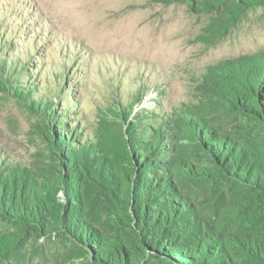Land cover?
Segmentation results:
<instances>
[{
  "label": "rangeland",
  "instance_id": "rangeland-1",
  "mask_svg": "<svg viewBox=\"0 0 264 264\" xmlns=\"http://www.w3.org/2000/svg\"><path fill=\"white\" fill-rule=\"evenodd\" d=\"M172 1L0 0V264H96L83 234L129 264H175L157 241L259 264L229 240L264 229V192L221 164L264 171V0Z\"/></svg>",
  "mask_w": 264,
  "mask_h": 264
},
{
  "label": "trees",
  "instance_id": "trees-1",
  "mask_svg": "<svg viewBox=\"0 0 264 264\" xmlns=\"http://www.w3.org/2000/svg\"><path fill=\"white\" fill-rule=\"evenodd\" d=\"M172 2H176V1H172ZM257 84L261 83L260 79H257ZM258 105L259 101L257 102ZM247 109H249L250 111L248 112H253L254 114L257 115L259 120H263V115L259 113L258 109L259 106L253 107L252 104H249L246 106ZM141 143V142H140ZM139 142H137L136 144H140ZM163 144V143H162ZM161 144V146H162ZM140 146V145H138ZM137 149V148H136ZM233 151H228V155L229 158L231 159H227L225 162H223V164H221V168H223V170L225 171V174L227 176L228 179H231L232 181H234L236 184L238 185H242L245 186L247 185V183H251V186H253L254 188H257L261 191L264 192V171H261V169H255V171L258 173L257 177L255 178V176L253 175L254 172L252 170H250V168H245L243 169L244 165H242V158L240 156L234 155ZM91 162H85L83 161V168L86 171H89L92 169V166L90 165ZM149 164L153 165L155 164L154 161H149ZM161 165V163H158ZM154 171V170H153ZM90 173V172H89ZM217 173V171L211 170L209 171V173H207V175L213 176ZM217 176H221V172L217 175ZM78 187H82L83 186V180L82 178H79L78 180ZM152 182H154L152 180ZM72 187V185H71ZM144 194V193H143ZM73 196L76 195L75 193L72 194ZM165 201H167L165 199ZM159 209V208H158ZM38 213H39V209H37ZM79 214L81 215V213L83 212V207L81 206L80 203V210H79ZM47 212V209H45L44 213ZM140 212L139 210L137 211V213ZM29 213V212H27ZM164 212L162 210L159 211L157 217L155 219H148L147 223L146 220L144 218H141L140 220L144 221L146 223V227L148 229L152 228L155 229L157 225V222L164 217ZM40 218V217H39ZM72 218H76V216H73ZM23 220H28V221H32L34 219V216L32 214H30V217H28L27 215H25L24 217H22ZM76 222H78V218H76L75 220H73L71 222L72 227L73 224ZM43 224V220L42 218L39 219V223L37 222L36 225H38V228H42V231H44L42 226ZM88 233V232H87ZM170 235H168V238H166L168 240V242H170V238H171V233L169 232ZM86 236V237H85ZM91 236H89L90 238ZM91 239V238H90ZM190 240L193 241V238H191ZM229 240V239H228ZM85 242V244L89 245V248H91L90 250H92L93 252H97L96 255H94V263L96 264H129V261L126 260L124 262L123 260V254L125 252H123V250H121L118 247H105V251H102L101 249H96L97 245L95 246V243H93V239L91 240L92 245H90L88 239H87V234H83V240H81V242ZM147 241V240H146ZM192 244V242H189ZM94 244V245H93ZM149 246L154 249V244L152 242L148 243ZM185 244H187V242H185ZM229 246L234 247V249H236L237 251H243V253L241 254V256L244 259H247L249 261H252L254 263H256L257 261L259 262V264H264V229H261V231H258L256 233V237H248V248H246V250H242L241 247L237 244V242L235 241H230L229 240ZM209 250H211V247L209 246V244H207ZM157 246L159 248V250L164 251L167 255H171L172 257H176L175 260V264H197L198 262H200L201 264H223V260L225 258V256L229 253L227 252V250L224 247L222 250H219V255H214V253L212 252L211 255L206 254V250L205 252H202V254L197 253V255H190V254H185L183 251H176L175 253H170V248H166L165 244H161L159 241H157ZM187 247H191V245L187 244ZM235 252V253H236ZM224 254V255H221ZM163 256V255H161ZM152 257L154 259H157L161 262H164L165 264H171V262L166 259L164 256L160 257V255L158 254H153ZM198 257V258H197ZM143 259L146 260L145 256H142ZM195 259L196 262H195ZM220 262V263H219ZM93 264V263H92Z\"/></svg>",
  "mask_w": 264,
  "mask_h": 264
},
{
  "label": "bare ground",
  "instance_id": "bare-ground-1",
  "mask_svg": "<svg viewBox=\"0 0 264 264\" xmlns=\"http://www.w3.org/2000/svg\"><path fill=\"white\" fill-rule=\"evenodd\" d=\"M135 40H136L135 41L136 45H138V46H135L136 48L141 47V46H147V44L149 43V40L144 38L143 36H137Z\"/></svg>",
  "mask_w": 264,
  "mask_h": 264
}]
</instances>
